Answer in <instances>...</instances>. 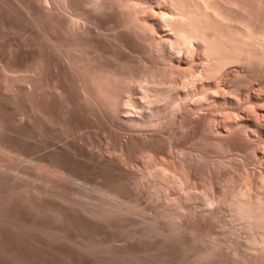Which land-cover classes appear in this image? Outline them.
I'll use <instances>...</instances> for the list:
<instances>
[{"label":"bare ground","instance_id":"obj_1","mask_svg":"<svg viewBox=\"0 0 264 264\" xmlns=\"http://www.w3.org/2000/svg\"><path fill=\"white\" fill-rule=\"evenodd\" d=\"M42 240L264 264V0H0V262Z\"/></svg>","mask_w":264,"mask_h":264},{"label":"rangeland","instance_id":"obj_2","mask_svg":"<svg viewBox=\"0 0 264 264\" xmlns=\"http://www.w3.org/2000/svg\"><path fill=\"white\" fill-rule=\"evenodd\" d=\"M98 131V132H97ZM93 132L94 133H96V140H97V145H100L101 143V145H102V148L103 147H106L107 148V146H109L110 144V147L112 146V143H113V140H111V138L109 137H107V132H104V131H100V129H94L93 130ZM102 132V133H101ZM99 134V135H98ZM105 134H106V136H105ZM101 135V136H100ZM102 135H103V137H102ZM106 138H105V137ZM99 137V138H98ZM99 139V140H98ZM109 139V140H108ZM108 140V141H107ZM102 141V142H101ZM99 142V143H98ZM101 142V143H100ZM109 142V143H108ZM106 144H107V146H106ZM109 144V145H108ZM100 145V146H101ZM109 148V147H108ZM201 190V189H200ZM197 192H200L199 190H196ZM142 195L144 196V197H142ZM141 196H139V201L141 202V200H142V198H144L142 201L143 202H141V204L143 205V206H145V205H147L146 207H148V206H151L150 204V201H149V203H147V201L148 200H146L147 199V196L145 195V194H142ZM146 201V202H145ZM145 202V203H144ZM144 203V204H143ZM148 209H149V207H148ZM222 211V210H221ZM227 212V213H226ZM225 212V210H223V212L221 213V215L220 214H218V216L219 217H223L221 220H226V221H224L225 223L226 222H228V225L230 226H228L227 224L225 225V226H227L228 227V230H230V228H233L234 229V225H235V227L237 226H239L237 223L235 224H233L231 221V217H233L231 214V212H228V211H226ZM149 213H150V211H149ZM148 213V214H149ZM218 213H220V212H218ZM224 213V214H223ZM230 213V214H229ZM223 214V215H222ZM228 218V219H227ZM229 222H230V224H229ZM232 223V224H231ZM232 226V227H231ZM222 228V225L221 226H218V229H221ZM224 228H226V227H223L222 229H224ZM236 229V228H235ZM227 230V228L224 230V231H228ZM216 231H217V228H216ZM220 230H218L217 232H219ZM222 231V230H221ZM221 231H220V236H225V233L226 232H224V235L221 233ZM229 232V231H228ZM228 232L226 233V235L228 236ZM222 234V235H221ZM232 236H231V238H233L234 237V235L233 234H231ZM229 236H230V233H229ZM228 236V237H229ZM44 241H45V243H44ZM49 244H47V243ZM40 243V242H39ZM36 244V243H29V244H20V246H19V244L17 245V244H13L12 245V248H14L13 250H16V252L17 253H19V254H21V255H23L24 256V258L26 259V260H28L27 262H30V263H35V260L39 263V264H101L102 262H98V263H95V262H90L91 261V258L89 257V256H83L84 254H80V252H77V250L74 248V247H72V246H70V245H67V244H63V243H53L52 244V242H48V241H46V240H42L41 241V244ZM32 244V245H31ZM63 244V245H62ZM39 245V246H38ZM43 246V247H42ZM48 246V247H47ZM29 247V248H28ZM62 247V248H61ZM63 247L65 248V249H63ZM16 248H18L19 250L17 251V249ZM35 248V249H34ZM68 249V250H67ZM53 250V251H52ZM56 250V251H55ZM59 252H58V251ZM38 251V252H37ZM62 251H63V253H62ZM66 251V252H65ZM58 252V253H57ZM68 252V253H67ZM73 252V253H72ZM29 253V254H28ZM45 253V254H44ZM65 253V254H64ZM71 253V254H70ZM39 254H41V255H39ZM61 254V255H60ZM29 255V256H28ZM35 255V256H34ZM45 255V256H44ZM49 255V256H48ZM70 255H71V257H70ZM80 255V256H79ZM36 256H38V259H36L37 257ZM62 256V257H61ZM64 256V257H63ZM34 257H36V258H34ZM29 258V259H28ZM32 258V259H31ZM62 258H64V260L62 259ZM67 258H69V259H67ZM77 258V259H76ZM81 258V259H80ZM85 258V259H84ZM40 259V260H39ZM41 259H43V260H41ZM59 259V260H58ZM67 260V261H66ZM84 260V261H83ZM41 261V262H40ZM49 261H50V263H49ZM4 263V261H2L1 260V262H0V264H3ZM64 262V263H63ZM71 262V263H70ZM84 262H86V263H84ZM7 264H9V263H7ZM102 264H106V263H102ZM107 264H110V263H107ZM111 264H113V263H111Z\"/></svg>","mask_w":264,"mask_h":264}]
</instances>
